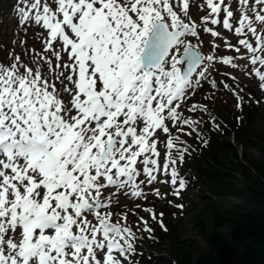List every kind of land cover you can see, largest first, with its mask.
<instances>
[{"label":"snow or ice","instance_id":"6c2138e0","mask_svg":"<svg viewBox=\"0 0 264 264\" xmlns=\"http://www.w3.org/2000/svg\"><path fill=\"white\" fill-rule=\"evenodd\" d=\"M15 12L0 45V264H142L156 237L138 211L166 233L145 202L184 208L168 197L223 127L217 95L240 112L264 102L241 87L264 97V0H19Z\"/></svg>","mask_w":264,"mask_h":264},{"label":"rangeland","instance_id":"374dc122","mask_svg":"<svg viewBox=\"0 0 264 264\" xmlns=\"http://www.w3.org/2000/svg\"><path fill=\"white\" fill-rule=\"evenodd\" d=\"M19 0H3L0 3V11L2 20L0 22V41L1 45L8 44L13 38V34L17 31L16 24V7ZM195 9L193 12L195 13ZM1 15V14H0ZM207 51V49H205ZM225 69H222L224 71ZM219 79V77H217ZM245 87V91L253 94L254 98H260L258 91L246 79H242L241 87ZM208 86L205 85V88ZM201 93L196 97L200 100ZM234 97L226 91H221L214 103L215 114L225 121H233L235 131L241 125L247 126L248 118L243 115L248 109L250 117L253 120L248 125V129L244 135L237 136L233 129H229L223 125L215 134L218 137V143H212L208 152L216 151V159L220 168H216L218 172H229L225 177H213L209 180L205 173L198 166L199 160L203 164L205 170H209L212 163L205 158L206 148H201L193 153L190 158L186 159L185 164L180 168V173L188 181V190L183 191L179 199L168 197L174 204H183L182 210L177 209L168 204L167 200L153 199L150 197L145 206L154 207L157 214L164 213L163 221L168 231L165 233L160 227L152 222L147 213L138 211V215L149 219L150 226L155 230L156 240H148L145 242L146 250L142 258V264H197V260L203 255L210 252L211 245L209 243L210 234L214 230L220 231L227 236L230 227L221 223L222 220L212 224L215 213L227 215L229 212L240 211L249 212L253 206L250 204L253 197L248 185L249 180L255 178L259 180L257 167L264 163V102L256 104L254 99L251 103H246L242 112L234 107ZM209 102V107H212ZM246 108V109H245ZM242 118L240 123L236 117ZM220 122V121H219ZM221 123V122H220ZM222 124V123H221ZM196 147V145H193ZM218 146L217 148H214ZM212 147V149H211ZM214 148V149H213ZM215 155H213V158ZM207 163H203L204 160ZM221 164L227 168L221 169ZM214 179L221 181H214ZM215 182H219L216 184ZM162 192L169 191L166 187L158 185ZM231 187V190H230ZM218 191L219 193H217ZM223 192V193H222ZM129 207H133L131 204ZM136 217L129 216L130 221H135ZM219 229L217 228V226ZM145 245H142L144 247ZM150 249L151 251H148ZM191 255L187 257V254Z\"/></svg>","mask_w":264,"mask_h":264},{"label":"trees","instance_id":"16d2710c","mask_svg":"<svg viewBox=\"0 0 264 264\" xmlns=\"http://www.w3.org/2000/svg\"><path fill=\"white\" fill-rule=\"evenodd\" d=\"M2 1L3 0H0V3ZM250 111L247 109L243 115L245 118H248L247 126L243 127L241 125L236 131L233 121L229 120L227 122L224 118L222 119L217 116V114L216 117L221 121L222 125H226L228 128L233 129L235 134L239 137L244 135V132L248 129V125L253 121L250 117ZM215 133L216 132L211 134L205 133L210 139V146L212 143H218L219 141ZM218 144H220V147H223L222 143ZM210 146L206 148L205 158L211 157V159H209L212 163V166H209L211 169L205 170V166H203L200 160L198 166L209 180H213V177L219 178V176L225 177L229 175V172H218L216 170V168H220V165H217L218 160L216 159V151H207ZM217 147L218 146H215L214 148ZM213 155H215L214 158ZM205 158L201 160L203 163H207ZM223 166L224 165L221 164V169H223ZM255 168L257 169L259 180L251 178L249 180L251 183L248 185L253 197L250 203L253 208L247 213L240 211L229 212L227 215L218 212L215 213V217L213 221H211L212 224L216 223L218 220H222L221 223L229 226L230 231L227 236H224L220 234L218 230H214L209 237V243L211 245L210 252L200 257L197 260V264H264V163L259 165V169L257 167ZM214 181L221 180L214 179ZM215 183L219 184V182ZM216 192L219 193L218 191ZM219 227L221 226L218 224L217 228L219 229ZM189 255H191V252L187 254V257ZM188 263L189 262L186 264Z\"/></svg>","mask_w":264,"mask_h":264},{"label":"bare ground","instance_id":"6f19581e","mask_svg":"<svg viewBox=\"0 0 264 264\" xmlns=\"http://www.w3.org/2000/svg\"><path fill=\"white\" fill-rule=\"evenodd\" d=\"M222 165H224V164H222ZM223 168H225V169H226V168H227V166H226V165H224V166H223ZM187 190H188V188H187ZM218 232H219L220 234H222L220 231H218Z\"/></svg>","mask_w":264,"mask_h":264}]
</instances>
